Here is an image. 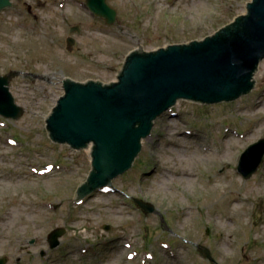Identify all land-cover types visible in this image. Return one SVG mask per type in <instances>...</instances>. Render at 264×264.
Masks as SVG:
<instances>
[{
  "label": "rangeland",
  "instance_id": "1",
  "mask_svg": "<svg viewBox=\"0 0 264 264\" xmlns=\"http://www.w3.org/2000/svg\"><path fill=\"white\" fill-rule=\"evenodd\" d=\"M85 1L12 0L13 8L0 12V76L15 73L10 92L25 110L18 120L0 117V258L7 264H264V164L249 180L237 171L242 152L264 138V60L255 89L233 103L179 100L155 122L112 191L80 204L73 201L90 172V151L56 145L46 130L65 78L113 83L130 52L201 41L245 15L252 0H107L118 12L114 26ZM75 26L80 30L67 50ZM167 168L192 177L180 181ZM135 199L155 213L145 214ZM57 227L67 232L52 250L47 238Z\"/></svg>",
  "mask_w": 264,
  "mask_h": 264
},
{
  "label": "water",
  "instance_id": "2",
  "mask_svg": "<svg viewBox=\"0 0 264 264\" xmlns=\"http://www.w3.org/2000/svg\"><path fill=\"white\" fill-rule=\"evenodd\" d=\"M87 5L108 24L115 23L116 11L105 0H87ZM10 6V0H0V11ZM247 10V15L203 41L153 52L133 51L117 83L64 80L65 94L47 119V130L53 142L76 150L93 144L92 171L79 187L77 200L127 172L154 121L179 99L216 104L237 100L253 90L255 73L264 60V0H253ZM78 30L75 27L71 32ZM67 43L72 50L74 39L68 38ZM14 76V72L0 76V115L18 120L24 109L15 104L9 91ZM263 157L264 139L243 153L238 169L246 179L258 170ZM136 202L146 213L154 212L151 204ZM64 233L60 228L49 235L51 248L59 245ZM201 251L210 258L207 249ZM6 263L7 258L0 259V264Z\"/></svg>",
  "mask_w": 264,
  "mask_h": 264
},
{
  "label": "bare ground",
  "instance_id": "3",
  "mask_svg": "<svg viewBox=\"0 0 264 264\" xmlns=\"http://www.w3.org/2000/svg\"><path fill=\"white\" fill-rule=\"evenodd\" d=\"M168 169V168H167ZM168 171L170 172V174H172V175H174V176H176V178L178 179V180H180V181H182V179L183 178H185V177H187V178H191L192 177V174H188V173H186L185 171H183V170H181V169H176V170H173V171H170V169H168ZM210 189L211 190H216L217 189V185L216 184H213V185H211V187H210ZM221 197L218 195V196H215V199L217 200V201H219V199H220ZM213 199V198H212ZM240 201L241 202H245L244 200H242V199H240ZM208 204H211V202L210 203H208ZM212 206V205H211ZM186 212L187 211H184V213L186 214ZM230 218H228V220H229ZM231 221H233V217H231ZM235 225V224H234ZM228 237H231L230 235L228 236Z\"/></svg>",
  "mask_w": 264,
  "mask_h": 264
}]
</instances>
